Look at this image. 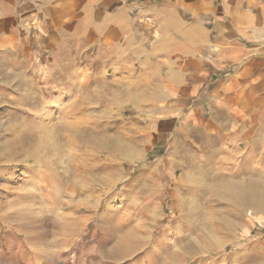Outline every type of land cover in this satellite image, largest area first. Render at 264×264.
<instances>
[{
  "label": "crops",
  "instance_id": "0c3cea01",
  "mask_svg": "<svg viewBox=\"0 0 264 264\" xmlns=\"http://www.w3.org/2000/svg\"><path fill=\"white\" fill-rule=\"evenodd\" d=\"M0 92L144 126L177 199L222 182L262 219L264 0H0Z\"/></svg>",
  "mask_w": 264,
  "mask_h": 264
},
{
  "label": "rangeland",
  "instance_id": "374dc122",
  "mask_svg": "<svg viewBox=\"0 0 264 264\" xmlns=\"http://www.w3.org/2000/svg\"><path fill=\"white\" fill-rule=\"evenodd\" d=\"M31 105L0 92V264H264V204L256 221L222 182L177 199L144 126L114 140L69 123L88 120L79 103Z\"/></svg>",
  "mask_w": 264,
  "mask_h": 264
}]
</instances>
